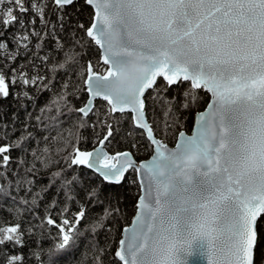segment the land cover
Listing matches in <instances>:
<instances>
[{
	"label": "snow or ice",
	"instance_id": "6c2138e0",
	"mask_svg": "<svg viewBox=\"0 0 264 264\" xmlns=\"http://www.w3.org/2000/svg\"><path fill=\"white\" fill-rule=\"evenodd\" d=\"M0 264H264V0H0Z\"/></svg>",
	"mask_w": 264,
	"mask_h": 264
}]
</instances>
